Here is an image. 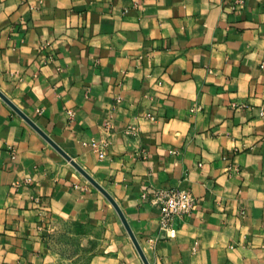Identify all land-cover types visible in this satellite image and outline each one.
<instances>
[{
  "label": "crops",
  "instance_id": "1",
  "mask_svg": "<svg viewBox=\"0 0 264 264\" xmlns=\"http://www.w3.org/2000/svg\"><path fill=\"white\" fill-rule=\"evenodd\" d=\"M0 91L149 264H264V0H0ZM0 264H145L1 96Z\"/></svg>",
  "mask_w": 264,
  "mask_h": 264
},
{
  "label": "built area",
  "instance_id": "2",
  "mask_svg": "<svg viewBox=\"0 0 264 264\" xmlns=\"http://www.w3.org/2000/svg\"><path fill=\"white\" fill-rule=\"evenodd\" d=\"M107 145L104 139L93 140L90 143L100 158L105 157ZM154 200L161 210L159 225L162 238L175 237L179 221L190 215L197 207V199L190 189L159 187L155 190Z\"/></svg>",
  "mask_w": 264,
  "mask_h": 264
},
{
  "label": "water",
  "instance_id": "3",
  "mask_svg": "<svg viewBox=\"0 0 264 264\" xmlns=\"http://www.w3.org/2000/svg\"><path fill=\"white\" fill-rule=\"evenodd\" d=\"M0 96L16 111L18 112L31 126H33L52 146H54L66 159H68L72 165L80 171L92 184H94L113 204L116 208L117 212L119 213L126 229L128 230L134 244L136 245L141 257L143 258L145 264H149L148 259L138 241L137 237L135 236L128 220L126 219L124 213L122 212L121 208L119 207L116 200L112 197V195L88 172L86 171L70 154H68L61 146H59L54 140H52L39 126L35 124V122L28 117L22 110H20L14 102H12L3 92L0 91Z\"/></svg>",
  "mask_w": 264,
  "mask_h": 264
}]
</instances>
